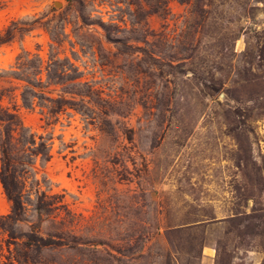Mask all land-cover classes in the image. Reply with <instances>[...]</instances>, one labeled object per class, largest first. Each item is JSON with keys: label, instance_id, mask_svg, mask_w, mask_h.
I'll list each match as a JSON object with an SVG mask.
<instances>
[{"label": "rangeland", "instance_id": "rangeland-1", "mask_svg": "<svg viewBox=\"0 0 264 264\" xmlns=\"http://www.w3.org/2000/svg\"><path fill=\"white\" fill-rule=\"evenodd\" d=\"M204 4L141 20L127 0H0V31L50 20L0 69L68 59L93 92L55 117L17 92L49 158L17 161V221L0 184V264H264V0Z\"/></svg>", "mask_w": 264, "mask_h": 264}, {"label": "trees", "instance_id": "trees-1", "mask_svg": "<svg viewBox=\"0 0 264 264\" xmlns=\"http://www.w3.org/2000/svg\"><path fill=\"white\" fill-rule=\"evenodd\" d=\"M96 2L99 0H89ZM129 6H134L138 11L141 20H145L151 15H168V4L171 0H127ZM80 2V1H79ZM180 3L191 6L190 13L197 15L204 12V0H179ZM81 3V2H80ZM70 10V7L67 6ZM34 22L29 26H20L18 22L11 21L8 26L0 31V48L11 43L16 34L23 35L31 32L34 27H44L49 24ZM84 24L85 21H84ZM37 25V26H36ZM98 26L105 33L106 40H110L108 26L103 22H98ZM17 61L8 69H0V184L12 203V216L16 221L23 213V190L25 182L21 179L23 172H18L17 161L23 158L41 156L49 158L47 147L40 139L36 143V137L24 125L18 113L17 98L18 94L22 100V105L32 106L35 99L48 103L51 117L57 116L60 112L68 109H75L80 104L84 106V99L92 97V90L85 92L78 88L84 85L79 81V77L72 73H78L68 59V68L63 66L59 60L48 61V72L43 67V61L37 58H30L28 53L18 56ZM61 67V68H60ZM47 72V78L43 81L42 73ZM49 71L51 73L49 74ZM61 86V95L56 98L45 96L44 90L50 86ZM18 92V94H17ZM80 97V100H76ZM13 102L11 107L5 104ZM105 100L99 98V106L104 107ZM24 165V163H23ZM21 173V174H19ZM11 218V217H9Z\"/></svg>", "mask_w": 264, "mask_h": 264}]
</instances>
